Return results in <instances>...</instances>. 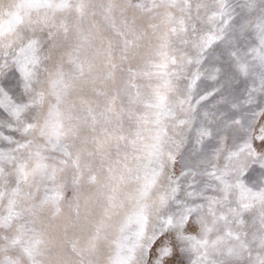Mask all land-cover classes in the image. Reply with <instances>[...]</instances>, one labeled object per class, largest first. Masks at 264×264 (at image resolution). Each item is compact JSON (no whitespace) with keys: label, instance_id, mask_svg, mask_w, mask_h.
Masks as SVG:
<instances>
[{"label":"snow or ice","instance_id":"6c2138e0","mask_svg":"<svg viewBox=\"0 0 264 264\" xmlns=\"http://www.w3.org/2000/svg\"><path fill=\"white\" fill-rule=\"evenodd\" d=\"M0 264H264V0H0Z\"/></svg>","mask_w":264,"mask_h":264}]
</instances>
